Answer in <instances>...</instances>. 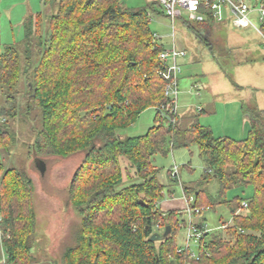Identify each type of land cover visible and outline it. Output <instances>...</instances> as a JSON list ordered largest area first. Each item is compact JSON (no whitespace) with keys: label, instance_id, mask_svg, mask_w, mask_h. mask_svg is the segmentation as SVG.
<instances>
[{"label":"trees","instance_id":"16d2710c","mask_svg":"<svg viewBox=\"0 0 264 264\" xmlns=\"http://www.w3.org/2000/svg\"><path fill=\"white\" fill-rule=\"evenodd\" d=\"M43 7L50 11L45 27L40 13L29 16L22 23V44L0 49V156L13 143L8 128L17 115L21 82L24 115L40 113L29 154L41 160L84 154L68 189L80 228L59 264H264V110L246 111L249 130L242 140L216 138L199 123L181 128L178 115L172 125L167 111L159 110L167 98L158 59L164 48L149 27L153 5L131 9L121 0H44ZM194 23L187 28L208 38L214 23ZM148 108H154L156 124L143 136L122 138L119 132ZM191 146L204 165L201 185L215 179L220 197L232 187L252 188L247 199L221 201L231 222L219 235L207 238V232L200 239L197 260L178 252L174 228L184 227L178 224L183 213L165 214L158 207L164 186L151 162L171 148ZM169 176L178 182L171 171ZM181 189L185 197L193 193ZM210 204L215 203L200 190L191 206ZM165 226L171 228L165 239L149 240L159 233L153 228ZM35 227L31 179L0 163L6 264H33L29 238Z\"/></svg>","mask_w":264,"mask_h":264},{"label":"rangeland","instance_id":"374dc122","mask_svg":"<svg viewBox=\"0 0 264 264\" xmlns=\"http://www.w3.org/2000/svg\"><path fill=\"white\" fill-rule=\"evenodd\" d=\"M121 2L131 9L148 8L153 5L154 12L149 11V27L156 37V44L163 46L164 49H170L174 43L177 50H182L186 54L178 61L181 69L178 75V126L187 128L199 123L209 128L216 138L222 136L220 138L240 140L237 139L239 137L227 135V132L234 127L235 122H232V117L237 112L239 122L236 125L238 127L240 123L247 125V130L241 139L246 138L249 130L246 111L256 104L259 108L264 106V96L256 94V91L249 88L250 81L254 78L255 83L259 85L255 89L264 90L262 87L264 65L251 66L247 54L251 52L255 58H264V49L254 29L250 26L243 29L234 28L230 21H224L212 24L208 38L201 39L187 28V23L193 27L195 23L189 20L185 12L171 24V21L162 14L161 8L155 4L156 0H121ZM0 4L3 3L0 1ZM3 8L1 6L0 49L12 44L20 46L23 40L22 21L6 19V16H3ZM19 8L28 9L29 16L40 13L43 27L46 26L50 11L44 12L42 2L38 1L37 4L34 2L31 6ZM252 23L257 26L255 20H252ZM162 73L163 71L160 76L164 79ZM194 84L202 87L199 96H195ZM17 91L19 107L16 117L10 121L8 128L13 143L8 152L1 155V164L6 168H15L24 172L32 181L36 227L29 238V245L33 264H59L62 253L76 244L77 232L80 228L81 219L71 205L68 189L84 154L78 152L67 157L42 158L45 166L41 175L33 163L36 157L29 154L35 132L40 128V113L32 110L28 115H24L26 99L23 83H19ZM260 97H263L260 99L261 103L257 102ZM199 109L203 112H198ZM154 117V108L146 109L127 129L120 131L119 135L122 138L145 135L156 124ZM234 132L236 133L235 130ZM151 162L157 169V180L164 186L162 198L158 203V207L162 210H181L185 207L182 186L193 191L190 195L193 197L190 205L195 203L196 193L200 190L207 195L209 201L215 203L210 204L209 210L202 212L201 215L192 217L193 223L206 227L209 233L207 238L219 235L223 231L221 227L231 222L230 211L221 201H232L237 198L244 200L252 195L251 187H232L220 197V185L213 178L201 185L204 165L198 157L196 146L171 148L166 156L154 155ZM174 166L178 169L176 183L169 176V171ZM178 219L180 225L182 221L184 225L187 223V218L183 214ZM174 229L179 247L184 248L185 228ZM153 231L162 233L163 229L153 228ZM191 251L195 255L198 254L197 248L193 246Z\"/></svg>","mask_w":264,"mask_h":264},{"label":"built area","instance_id":"2783aa9c","mask_svg":"<svg viewBox=\"0 0 264 264\" xmlns=\"http://www.w3.org/2000/svg\"><path fill=\"white\" fill-rule=\"evenodd\" d=\"M165 17L171 21L180 18L185 12L192 22H203L210 19L214 24L224 21H230L234 28L243 29L252 27L258 35L261 46L264 49V0H157ZM257 22V26L252 23ZM173 28V26L171 27ZM156 38V37H155ZM185 52L177 50L174 43L170 49H163L158 54V59L163 63L164 71L162 73L166 83L164 95L167 98L165 108L160 107L161 113L167 111V119L170 124L174 125L178 115V75L180 74V65L178 61L185 57ZM195 93L202 89L200 85L194 84ZM4 119L0 117V123ZM1 163V156H0ZM171 177L178 179V169L173 167ZM185 203L183 215L187 218L184 225L186 230L184 244L185 247L178 248V252L187 251L191 260H197V255L191 251V246L198 248L200 239L208 232L205 226H200L192 222L193 216L201 215L202 212L209 210V207L194 208L190 205L193 197L182 196ZM246 208L245 201L241 203ZM221 227V229H224Z\"/></svg>","mask_w":264,"mask_h":264},{"label":"crops","instance_id":"0c3cea01","mask_svg":"<svg viewBox=\"0 0 264 264\" xmlns=\"http://www.w3.org/2000/svg\"><path fill=\"white\" fill-rule=\"evenodd\" d=\"M1 3L3 4H0V15H1V6L4 7L3 8V16H6V19H9V20H12L15 19L17 21H22V23L24 22V20L29 17V12H28V9L25 10V8H19V7H22V6H31L32 3H38V1L41 3L42 2V5H43V2L44 0H0ZM31 2V4H30ZM6 8V9H5ZM44 8V7H43ZM5 12V13H4ZM8 21V20H7ZM11 22V21H9ZM22 26V25H21ZM249 54V64L251 66H255V65H264V58L261 59V58H255L251 55V52L247 53ZM247 65V64H246ZM249 66V65H247ZM258 69V68H257ZM180 72H181V69H180ZM257 86H259L258 84L255 83V80L254 78H252V80L250 81V89L256 91V94H262L261 96H264V90H256L255 88H257ZM264 87V86H262ZM264 89V88H263ZM201 91V90H200ZM200 91H198V93L195 94V96H199L200 95ZM260 99H263V97H260L259 98V101L257 100V102L261 103L260 102ZM264 101V100H263ZM256 102V103H257ZM183 105H181V108H182ZM240 106V105H239ZM256 108L260 109V110H264V106H262L263 108H259L258 107V104L255 105ZM240 110L242 111V108L241 106L239 107ZM198 112H203L202 109H199ZM237 112L233 115L232 117V122H235L234 123V127L230 129V132H227V135H232L234 137H239L237 139H240L242 140L241 138L244 137L243 135L245 134L246 130H247V125L244 124V123H240V126L238 127L236 124H238L239 122V118L237 116ZM179 115V113H178ZM183 115V114H182ZM247 117V116H246ZM248 118V117H247ZM205 127V126H203ZM207 128V127H206ZM209 129V128H208ZM234 130L236 131V133L234 132ZM222 136H219L218 138H220ZM224 137V136H223ZM234 140V139H233ZM161 209V208H160ZM173 211V210H176V211H179L182 213L183 211V208L181 210H177V209H167V210H162L163 212H168V211ZM0 264H6V260H5V255H4V251H3V248L1 246V242H0Z\"/></svg>","mask_w":264,"mask_h":264},{"label":"water","instance_id":"95a60500","mask_svg":"<svg viewBox=\"0 0 264 264\" xmlns=\"http://www.w3.org/2000/svg\"><path fill=\"white\" fill-rule=\"evenodd\" d=\"M248 117V115H247ZM34 166L36 169L40 172L41 175H43V170H44V161L39 159V158H34L33 160ZM171 228L170 226H165L163 233H153L150 237V241H160L165 239L169 234H170Z\"/></svg>","mask_w":264,"mask_h":264}]
</instances>
